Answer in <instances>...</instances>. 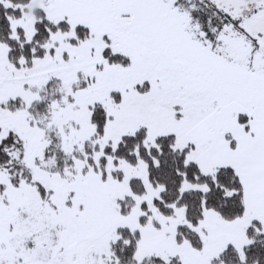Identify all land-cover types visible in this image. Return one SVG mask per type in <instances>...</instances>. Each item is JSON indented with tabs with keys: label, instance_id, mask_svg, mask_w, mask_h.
Here are the masks:
<instances>
[{
	"label": "snow or ice",
	"instance_id": "6c2138e0",
	"mask_svg": "<svg viewBox=\"0 0 264 264\" xmlns=\"http://www.w3.org/2000/svg\"><path fill=\"white\" fill-rule=\"evenodd\" d=\"M0 264H264V0H0Z\"/></svg>",
	"mask_w": 264,
	"mask_h": 264
}]
</instances>
